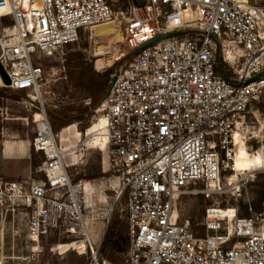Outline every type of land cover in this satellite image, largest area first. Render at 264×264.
<instances>
[{
  "label": "built area",
  "instance_id": "1",
  "mask_svg": "<svg viewBox=\"0 0 264 264\" xmlns=\"http://www.w3.org/2000/svg\"><path fill=\"white\" fill-rule=\"evenodd\" d=\"M121 1L124 63L111 73L90 121L105 120L101 167L118 179L116 198L126 195L125 264H264V206L231 218L207 208L202 236L173 216L190 185L216 183L212 188L219 189L222 173L234 168V131L264 104V11L247 0ZM115 2L0 0V17L12 20L0 38V65L9 78L7 86L0 78V87L26 92L38 103L31 145L41 155L34 174L42 176L35 182L0 179V200H25L36 242L55 232L87 242L93 264H100L102 237L93 245L89 226L108 224L113 208H103L108 213L101 216L97 204L107 200L86 196L85 183H94L69 175L74 165L61 153L59 133L46 115L41 88L48 82L39 62L78 42L90 27L117 20ZM160 36L166 38L133 55ZM254 76L259 79L248 82ZM259 149L258 169L264 170V140Z\"/></svg>",
  "mask_w": 264,
  "mask_h": 264
},
{
  "label": "rangeland",
  "instance_id": "2",
  "mask_svg": "<svg viewBox=\"0 0 264 264\" xmlns=\"http://www.w3.org/2000/svg\"><path fill=\"white\" fill-rule=\"evenodd\" d=\"M251 5L261 8L264 11V0H247ZM125 3L121 0L113 3L117 20L106 24L98 25L91 32L87 30L82 33L78 42L73 44V51L79 52L83 60L88 63L96 72L111 70V73L124 63V56L116 55L113 47L123 48L122 24H120L121 10L125 9ZM11 17H0V38L2 30L11 23ZM112 27V28H111ZM116 28V29H115ZM117 31L119 39L111 44L107 50L99 49L95 46V39L100 36H111ZM120 34V35H119ZM124 49V48H123ZM120 58V59H119ZM118 65H113L118 63ZM44 70V78L47 84L41 88L44 108L46 111H62L68 107L78 108L84 105L78 96L69 98L62 95L63 83L68 82L67 70L65 69L64 49L57 50L52 56H44L39 62ZM229 77V76H228ZM1 90L9 92L7 95L0 94V148L2 144H8L14 140L25 143L30 150L31 162H40L41 155L33 151L31 142L35 136L33 114L36 112L38 103L34 102L30 94L23 93L22 97H14L15 92L7 87H0ZM71 92V91H69ZM264 104L253 107L244 118V126L240 133L248 131L245 142V155L250 160L252 153L259 149L261 140H264ZM74 111H68L66 116L74 115ZM84 123L88 126L86 134L94 126L91 125L90 113L86 116ZM49 120V119H48ZM50 122V120H49ZM72 122L74 125V138L68 140L69 155L68 164L74 165L68 172L71 178L77 182L79 180H89L97 186L94 191L93 201L97 198H105L106 203L97 204L102 209L100 213L104 217L110 207L113 212L109 223L104 220L98 221L89 226L90 242L97 245L109 225H113L114 232L126 238V215L125 202L126 195L123 193L116 198L119 192V183L116 176L110 172L104 173L101 167L102 155L99 148L93 145L91 137L85 136V131L80 132V126L84 124ZM90 141V142H89ZM59 143V139H58ZM244 155V154H243ZM33 156V158H32ZM240 164L243 159L240 157ZM251 165H254L252 163ZM29 178L20 181H37L42 176L35 175V168L31 165ZM26 162L14 160L12 165H7L5 174L8 177H18L24 175ZM242 168L239 172H242ZM105 175L100 179H92L97 175ZM231 170L223 172L219 182V189H213L200 183L190 185L186 192L178 197L174 215H179L181 221L188 220L197 230V235H203V218L207 208H218L222 210L233 209L238 217H246L259 211V195L264 189V170L256 169L238 175L236 181L231 185L229 179L234 175ZM0 162V179L4 180ZM229 182V183H228ZM100 185V186H99ZM94 188V186H93ZM116 191V193L113 192ZM25 200L8 195L0 200V264H93L90 257L88 243L77 238L66 236L62 232L49 234L46 238H41L38 242L31 239L27 229V213ZM107 207L106 209H103ZM247 208V209H246ZM79 242L84 247L80 248ZM101 246V244H100ZM100 250V247H99ZM105 256L112 258L116 264H125L124 253L105 250ZM97 260L100 264H112L104 255L98 252Z\"/></svg>",
  "mask_w": 264,
  "mask_h": 264
},
{
  "label": "trees",
  "instance_id": "3",
  "mask_svg": "<svg viewBox=\"0 0 264 264\" xmlns=\"http://www.w3.org/2000/svg\"><path fill=\"white\" fill-rule=\"evenodd\" d=\"M73 44L66 45L64 49L65 55V69L67 70L68 82L63 83L62 86V95L69 96V98H73L74 96H78L81 102L86 99L91 100V104L89 106H79L78 108L68 107L62 111H46V115L50 120V125L55 133H60V131L69 125H72V122L84 123L87 121L86 116L89 115L90 111L95 108L106 96L109 88H110V75L111 70H106L104 72H96L92 66L86 63L83 60L82 55L79 52L73 51ZM118 63L113 65H118ZM223 75L228 78V75L223 72ZM71 91V92H69ZM23 91H15L12 96L14 97H22ZM9 92L6 90L0 89V94L7 95ZM261 108L264 107L261 105ZM68 111H74L75 114L72 116H66ZM88 126L84 123L80 126V132L86 130ZM33 158V156H32ZM40 162H31V165L35 168ZM103 175L94 176L92 179H100ZM5 181H20V179H9L4 178ZM259 205L260 208L264 206V189L260 192L259 195ZM247 209V208H246ZM247 217L249 216L247 210L244 213ZM127 246V239L122 238L119 234L114 232L113 225H109L106 228L104 238L101 242L100 253L104 255V259L109 261L112 264H116V262L105 256V250L110 248L112 253L120 252L123 253Z\"/></svg>",
  "mask_w": 264,
  "mask_h": 264
},
{
  "label": "bare ground",
  "instance_id": "4",
  "mask_svg": "<svg viewBox=\"0 0 264 264\" xmlns=\"http://www.w3.org/2000/svg\"><path fill=\"white\" fill-rule=\"evenodd\" d=\"M101 25V24H100ZM98 25L92 26L89 29V32H91L94 28H96ZM112 28V27H111ZM116 29V28H115ZM120 35V34H119ZM119 39L118 33L117 31L112 34L111 36H100L97 37L95 39V46L99 49L102 50H107L111 48V44L113 42H117V40ZM116 55L118 56H123L125 54V50L123 48H119V47H113L112 50ZM105 123V120L103 117L99 118V122L96 124H94V126L90 129L89 133L86 134V136L91 137V142L93 145H97L100 144L99 146V150L101 151V155H102V161L105 162L106 160V153L104 150V142H102L101 140L105 141V136L104 133L100 130L101 128H103ZM244 126V123H239L236 130L234 131L233 134V143H234V168L232 173H235L230 179H229V184L231 185L234 181H236V178L238 175H242L243 173L249 172L251 170H256L258 168H260L262 162H263V154L261 153L260 149H256L255 152L252 153L253 157H251V159L249 160L248 157L245 155V142H246V134L248 133V131H245L243 133H240V131L242 130ZM60 135V144L58 143V146L61 149V153H63L64 155L66 154V152H68V150L70 148H68V140H70V138H74V125H69L68 127L62 129L59 133ZM244 154V155H243ZM66 156V155H65ZM240 157L243 159L242 164H240L239 159ZM252 163H254V165H251ZM242 168V172H239V169ZM217 184H213L211 183L210 187H217ZM100 186V185H99ZM85 191H86V196H87V200L89 201L90 198H93V194H94V190H93V186L91 184H88L87 182L85 183ZM92 195V196H90ZM100 201H102L101 198H99ZM217 212L221 213L224 216H227L229 218L233 217L235 212L233 209H227V210H222V209H218L217 208ZM173 216L174 215V211H173ZM79 246L80 248H83L84 245L82 242H79Z\"/></svg>",
  "mask_w": 264,
  "mask_h": 264
},
{
  "label": "crops",
  "instance_id": "5",
  "mask_svg": "<svg viewBox=\"0 0 264 264\" xmlns=\"http://www.w3.org/2000/svg\"><path fill=\"white\" fill-rule=\"evenodd\" d=\"M60 134H58V139H59V144H60ZM69 153V150H68ZM66 152V154H68ZM23 160L26 162V168L25 170V174L22 176H18V177H8L5 174V169L7 167V165H12L14 160ZM0 162H1V170H2V175L5 178H9V179H27L30 176L31 173V164H30V150L28 148V146L25 143H20L17 141H13L11 143L6 144H2L1 148H0ZM97 190V186H94L93 190ZM94 190V191H95Z\"/></svg>",
  "mask_w": 264,
  "mask_h": 264
},
{
  "label": "water",
  "instance_id": "6",
  "mask_svg": "<svg viewBox=\"0 0 264 264\" xmlns=\"http://www.w3.org/2000/svg\"><path fill=\"white\" fill-rule=\"evenodd\" d=\"M134 4L142 7L144 5V2H140L138 4L137 3H134ZM165 38H166V36H160V37L152 40L151 42L147 43L146 45L142 46L141 48L135 50L134 53H133V55L134 54H137L139 51L144 50V49L150 47L151 45H153V44H155V43H157V42H159L161 40H164ZM0 78H1L2 83L4 85H6V86L9 85V78H8L5 70L2 68L1 65H0ZM258 79H259V76H254L253 78L249 79L248 82H253V81H256ZM113 82H114V80L112 81V83Z\"/></svg>",
  "mask_w": 264,
  "mask_h": 264
}]
</instances>
